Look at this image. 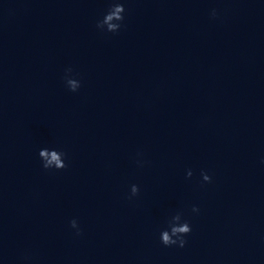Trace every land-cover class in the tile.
<instances>
[{"label":"clouds","instance_id":"1","mask_svg":"<svg viewBox=\"0 0 264 264\" xmlns=\"http://www.w3.org/2000/svg\"><path fill=\"white\" fill-rule=\"evenodd\" d=\"M124 13L125 8L123 4L114 2L112 3L107 13L104 15L103 19L97 22L96 27L101 31L117 33L122 27ZM211 15L213 16V18H215L217 15L216 10H213ZM71 73V68L66 70L65 82L70 91L76 92L81 87V84L78 79H75L70 75ZM38 155L40 160L42 161V167L45 170H63L68 166L65 162L66 153L55 148H42L39 150ZM137 163L142 166L141 161H137ZM186 175L190 178L193 173L191 170H188ZM201 176L204 182L211 183L212 178L206 172H201ZM139 191L140 189L138 185H131L129 199L137 196L139 194ZM191 211L193 213H198L199 208L193 206ZM167 225V228L161 230L160 232V242L165 247H185V245L187 244L186 237L191 233L192 227L190 223L183 218V213L176 212L175 214L171 215L167 221ZM70 227L76 230L75 234L77 236L82 234V230L80 229L76 219H72L70 221Z\"/></svg>","mask_w":264,"mask_h":264}]
</instances>
